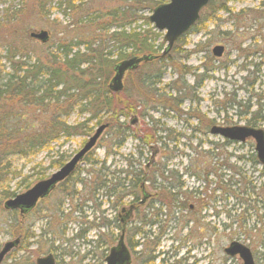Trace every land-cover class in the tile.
Here are the masks:
<instances>
[{
  "label": "rangeland",
  "instance_id": "1",
  "mask_svg": "<svg viewBox=\"0 0 264 264\" xmlns=\"http://www.w3.org/2000/svg\"><path fill=\"white\" fill-rule=\"evenodd\" d=\"M1 1L0 10L11 2L20 3L19 0ZM84 1L86 14L97 10L108 12L120 6L116 0ZM214 1L216 4L226 3L230 11H218L213 18L202 22L199 29L186 34L182 42H178L170 50L165 60L150 69H142L135 76L136 84L140 77H145L154 85L140 92L135 87L132 92V87L126 84L125 93L117 98L124 100L129 95L137 97L136 112L132 111L109 125L96 146L84 156L85 158L90 154L91 160H105V165L110 169H122L132 163L133 170H141L140 176L149 182L145 186V190L150 193L149 198L142 195V182L137 184L135 192L138 194L135 197H139V201L135 202V206L139 210L132 211L128 226L125 227V240L131 236L135 242H140L135 251L130 249L135 264L138 255L136 251L142 250L140 245L145 240L143 234L133 236L132 230L139 228L141 233L149 230L153 236L159 232V224L141 226L138 215H146L150 205L157 207L163 196H166L168 203L170 193H177L179 204L186 202V206L176 208L169 221L167 218L170 207L166 209V215L162 212L161 218L166 219L163 225H167L157 250L152 254L153 264H165L163 258L166 259V264H242L239 257H228L223 249L233 240L246 244L249 236L245 227L252 229L251 244L260 264H264V248L259 246L260 238H264L257 233L264 223V168L261 164L254 163L258 162L255 141L247 138L244 142L228 143L222 136L210 133L215 125H247L264 130V0ZM28 7H25L26 13L21 22L15 26L26 37L28 31L46 29L50 33V39L46 43L38 39L22 41L30 48V58L26 60L33 63L39 59L50 67H56L52 58L54 54L61 57L57 50L58 44L68 42L79 33L84 34L76 29L78 12L69 11L70 15L64 14L56 1L51 5L48 18L41 19L37 15H29ZM151 12L150 9L143 10L147 17ZM1 15L0 12V17ZM111 23L114 25L113 21ZM142 23L139 20L137 25L146 27ZM89 28L92 36L95 28ZM161 33L163 42L164 31ZM93 39L95 38L92 36L87 41L93 42ZM5 45L6 41L0 36V70L4 75L9 71V62L3 58ZM216 45L225 46L221 57L213 56L212 50ZM84 48L83 45L82 49ZM159 67L165 70V74L161 82L156 83ZM184 69L188 72H183ZM199 82L201 85H198ZM12 86L7 87L8 91H19L15 85ZM112 94L115 95L113 92ZM70 98L72 99L63 98L59 106L52 98L44 101L39 109L35 105L26 109L18 102L19 98L16 102L9 101L5 105L7 108L11 106L16 114L22 116L20 121L23 119L42 129L49 123L62 119L70 134H67L64 127L63 136L49 139L50 143L35 155L22 156L7 153L0 148V250L5 242L14 238L8 233L11 214L10 210L3 207L5 194L9 191L24 192V181L32 186L39 179L50 177L84 146L100 123L109 122L108 118H104L106 113L101 112L88 121V125L94 128L89 135L80 132L81 125L77 129L73 128L91 115L82 113L78 101L74 96ZM35 99L36 96H31V100ZM63 101L69 103L70 110ZM119 107L120 110L124 109L121 105ZM135 114L139 118L137 126L130 124ZM99 119L103 121L96 124L95 121ZM13 121L15 120L12 119L10 123ZM119 122L123 125H115ZM118 128L124 130L123 136L126 137L120 148ZM148 135H151L150 141L145 139ZM157 148L155 164L146 168ZM84 158L78 167L80 178H84L87 186L76 185L78 194L65 199L63 191L66 187L62 186L66 180L64 179L46 199L38 202L36 210L26 219V224H32L38 234L49 227L50 234L47 233L43 239L48 238V243L51 242L50 239L54 240L57 250L50 253L55 256L56 264H104L103 257L109 254L110 248L122 235L120 222L114 219L121 210V205H118L116 211H111L107 203L97 207L100 199L94 198L95 189L87 183L94 176L89 174L92 169ZM165 166L166 172L163 169ZM233 169L241 170L242 174L237 175L235 170L234 174ZM129 172L132 173V169ZM153 180L155 184L152 183ZM132 198L133 195L125 198V207H130ZM60 203L61 214L56 211ZM197 213L200 219L198 224L194 225L190 221V225L192 230L201 228L203 245L190 257L186 255L187 249L181 248L180 242L181 236L189 229V222L186 223V220L194 218ZM149 218L153 216H148ZM185 223L187 227L184 228ZM209 226L213 227V241L205 244L210 235ZM203 232H206L205 237ZM76 233L83 235L67 241L68 237ZM171 237L175 239L172 240ZM29 250L34 263L38 257L46 255L37 251L36 242L30 244ZM23 255L24 251H16L13 256H6L1 264H17ZM200 257L203 260L199 263L197 259Z\"/></svg>",
  "mask_w": 264,
  "mask_h": 264
},
{
  "label": "trees",
  "instance_id": "2",
  "mask_svg": "<svg viewBox=\"0 0 264 264\" xmlns=\"http://www.w3.org/2000/svg\"><path fill=\"white\" fill-rule=\"evenodd\" d=\"M56 1L60 10H62L64 14L70 15L69 11L78 12L77 15L79 17H77L78 24L76 29L84 34L81 35V33H79L75 38H72L68 42L58 44L57 50L61 53V57L54 54L52 58L53 64H57L56 67H50L39 59L30 63L26 60L30 58L28 55L30 48H27V45L22 41H32L33 39L30 37V32L33 30L28 31L26 37L25 33L20 31L15 24L21 22L28 6L27 10L29 11V15H37L41 19H47L51 13V5ZM116 1L120 3V6L110 9L108 12L97 10L90 14H86V8L84 7L86 2L84 0H19V4L11 2L0 10L2 13L0 17V36L7 44L5 45L6 47L3 58L9 62V71L6 72V75L0 70V148L7 151V153H15L22 156L35 155L39 149L46 147V144H49L51 139H57L63 136L65 134L63 132L64 127L67 134H70L67 131V125H64L62 119H60V121L56 120L49 123V125L43 127V129L36 125H32L27 121H23V119L20 121L22 116L16 114L11 106L9 108L5 106L9 101H11V103L16 102L17 98H19L18 102L24 105L26 109H29V107L33 105L37 106V109H39V107L42 108V103L44 101H50L52 98L58 102L59 106V102H61L63 98L72 99L70 97L74 96V99L78 101L79 110L82 113H90L91 116L85 118L82 123H79L73 128L77 129V127L81 125L82 128L80 129V132L87 135H89L94 129L93 126L90 127L88 125V121L96 118L95 116L101 112L106 113L104 118H108L107 120H109V122L105 123H109V125L116 122L118 118L128 116L132 111L134 112L133 104L136 103L135 99L137 97L129 95L124 97V100H120L121 98L118 100V95L124 94L125 91L120 94H115L116 96L114 94L111 95L112 92L108 89L107 85L113 75V68L119 61L134 55L159 54V50L164 46L161 40L162 33L156 30V28L149 22L148 17L143 14V10H153L154 7L164 3L165 0ZM1 2L2 1L0 0V4ZM262 6H264V3ZM218 11L229 12L230 9L226 6V3L216 4L214 0H210L207 7L201 12L199 21L190 31L199 29L202 22L213 18V15ZM207 12H211L210 15H205ZM139 20H142V24L146 27H142L143 25H137ZM112 21L114 22V25H112ZM90 26L95 28V32L92 34L93 38H95L93 39V42L87 41L89 38H92L89 28ZM185 35L180 37L174 46L178 42H182ZM15 36L19 37L20 40L17 39V37L15 38ZM83 45L85 46L84 49H82ZM170 52L165 57H160L152 62L144 63L142 67L129 72L126 77L124 89L127 84L128 87H132V92L135 87L136 91L139 90L140 92L149 86L154 85L150 79L147 80L145 77H140V80L136 84L135 76L142 69H150V67L165 60ZM113 57L116 58L114 59ZM59 61L60 64L58 65ZM157 72L156 83H160L165 74V70L162 69V67H159ZM183 72L188 71L184 69ZM12 85L19 88V91H8L7 87H13ZM198 85H201V83L199 82ZM31 96H36L37 99L31 100ZM100 97H103V99ZM63 102H65V107L70 110L69 103H67V101ZM90 105L92 106L89 108ZM120 105L124 108L123 110H120ZM70 107H72V104H70ZM10 119L11 121L12 119L15 121L10 123ZM101 121L103 120L99 119L95 121V123L98 124ZM115 125L121 126L123 124L119 122L115 123ZM119 129L120 128L117 129V134L118 136L120 135L121 138L118 142V148L122 147L121 145L126 139V137L123 136L124 130ZM150 136L151 135H148V137L146 136V141H150ZM253 159L255 158L253 157ZM84 161H87L91 166L92 171H89V174L94 176V178L88 180L87 183L93 186V189H95L94 195H96L101 187H103V184L106 183V181L102 179L104 173L106 174L105 169H107L105 160H91V155L89 154L84 158ZM126 163L129 164V162ZM254 163L259 164V161ZM93 167L95 170H93ZM77 169L78 170L62 183V186L66 187L63 191L65 199L69 196L78 194L76 185L87 186L84 184V178H80V167ZM128 169H132L131 164L129 167L125 166L122 169L116 167L112 171H107V174L110 177L107 186L108 192L110 193L108 197H113L112 199L116 198L114 202L118 203L115 204L117 207L118 205L122 206V203H119L120 200L123 199L122 197L129 193L133 195L138 194L135 192L137 190V184L140 182L144 183L146 180L140 176V172H142L141 170L134 175L132 174L133 169L132 173L129 172L130 170L127 171ZM234 170L237 175L242 174L241 170L233 169V171ZM131 175L137 177V182L134 179V184L130 183L126 185L127 180L131 179ZM24 182V188L28 189L31 185L26 183V181ZM152 183L155 184L154 180ZM16 194L17 191H9L5 194V198H11ZM169 195L170 200H167L168 203H166V196H163L157 207H154L153 205L148 206L149 210L146 212L147 216L144 214L143 216L138 215L141 226L159 224V232L154 236L149 230H143L142 233L139 228H134L132 230L133 236L143 234V239L145 240V242L140 245L143 249L136 252V254H138L136 261H140L139 263L141 264H150L154 262L152 254L157 250L160 240L165 234L164 231L166 230V224L163 225L166 219L161 218L162 212L166 215V209L170 207L168 216H171L172 213L175 214L176 208L186 206V202L179 204L180 201L178 200L179 198H177V193L176 195L172 193ZM94 198L97 197L95 196ZM101 204V201L97 203V207H100ZM61 206L60 203L56 208V211L60 214L62 213V210H60ZM80 209L81 207L78 208V210ZM35 210L36 208L25 215L19 214L17 211H10L11 216L8 233L14 238L19 237L20 243L17 248L9 254V256H13L16 251H24V255L21 256V259L17 264H34L33 258H31V250H29L31 243H37V251L40 254H47L57 250V247L54 245V240L50 239L51 242L48 243V238H46V240L43 239V236H46L47 233L50 234V232H48L49 227L38 234L32 224H26V219ZM148 216H153V218L148 219ZM171 218L172 216L168 217L167 221ZM63 234L64 232L62 230L61 235ZM82 235L83 234L77 233L72 237H68L67 241L78 239L82 237ZM150 238L151 241H149ZM128 244L129 247L135 251V248L140 242H135L130 236Z\"/></svg>",
  "mask_w": 264,
  "mask_h": 264
},
{
  "label": "water",
  "instance_id": "3",
  "mask_svg": "<svg viewBox=\"0 0 264 264\" xmlns=\"http://www.w3.org/2000/svg\"><path fill=\"white\" fill-rule=\"evenodd\" d=\"M210 0H168L165 3L157 5L149 15V21L159 31H164L163 42L166 43L165 48L160 54H144L134 55L130 58L119 61L113 68V76L108 83V88L115 92L121 93L125 86V79L129 72L137 69L143 63L152 62L160 57H165L173 48L176 41L185 33H187L200 19L202 10L207 7ZM49 32L45 29L34 30L30 33V37L46 43L49 40ZM225 47L216 45L213 48V54L216 57L223 55ZM134 119L133 121H135ZM108 124L100 125L95 133L89 138L85 145L79 150L63 167L54 172L50 177L40 180L26 191L16 195L5 201V209H19L21 213L32 210L40 199L47 197L56 185L67 178L74 172L77 164L83 159L97 143L103 131ZM211 133L220 135L224 138L234 141H246L252 137L256 143V152L259 161L264 164V130L250 126H213ZM146 197V196H145ZM132 210L128 211L123 218V233L117 243L110 249L106 257L107 264H130L131 254L124 242V230L126 221ZM20 239L5 243L0 251V263L4 257L17 245ZM224 252L230 256H239L243 264H255L253 254L248 246L239 241H232ZM36 264H56L55 257L52 253L38 257Z\"/></svg>",
  "mask_w": 264,
  "mask_h": 264
},
{
  "label": "flooded vegetation",
  "instance_id": "4",
  "mask_svg": "<svg viewBox=\"0 0 264 264\" xmlns=\"http://www.w3.org/2000/svg\"><path fill=\"white\" fill-rule=\"evenodd\" d=\"M137 99L138 98H136L135 100H136V103H137ZM136 103L134 104V112H136V109L138 108V107H136ZM166 106V105H165ZM133 112V113H134ZM134 116V118H133V120L134 119H136L135 121H133V120H131V122H130V124H132V125H135V126H137L138 124H139V118H138V116H137V114H135V115H133ZM158 153V148H157V150H156V152L153 154V155H151V158H150V162H149V165H146V168H150V167H152L154 164H155V155ZM131 165H132V163H131ZM63 166V165H62ZM61 166V167H62ZM108 166H106V168H107ZM60 168V167H59ZM110 168V167H109ZM109 168H107V169H105V171H106V174L104 173V175H103V173H102V175H103V177H102V179H104L105 181H106V183L105 184H103V187H101V189L99 190V192H98V194L96 193V197L97 198H99L100 199V201L102 202V204L103 203H105L106 201H108V203H110L109 204V208H110V210L112 211V210H114V211H116V210H118L117 209V205L115 206V204H118V203H115L114 201H115V199L116 198H114V199H112L113 197H108V195L110 194L109 192H108V188H107V186H108V184H109V182H108V179L110 178L109 177V175L107 174V171L108 170H110V171H112L113 169H109ZM132 169H134V165H132ZM136 169H138L137 167H136ZM163 169H165V172H166V166L163 168ZM215 169H217V168H215ZM139 170V169H138ZM135 173H137V170H133V173L132 174H134L135 175ZM148 176V175H147ZM136 180V182H137V177L135 176H133V175H131V179L130 180H127V182H126V185H128V184H130V183H132V184H134L135 183V180ZM144 179H146V178H144ZM146 185H147V183H149L148 182V180H145V182H144ZM141 187H142V195H143V197H145V195H146V197L147 198H149V196H150V194L145 190V188H144V186H143V183H141ZM131 195H133V194H131V193H129V194H127L126 196H124V197H122L123 199H121L120 200V204L122 203V207H121V210L119 211V212H117V215L114 217V219L116 220V221H119L120 222V230H122V226H121V219H122V217H123V215L126 213V211H124V208L123 207H125V205H126V203H124L125 202V198L128 196L129 198H130V196ZM139 197H135V194L133 195V203H134V205H133V203H131V205H130V207H133V209H137L136 208V206H135V202H138L139 201V199H138ZM110 199V200H109ZM106 204V203H105ZM129 207V208H130ZM128 208V209H129ZM193 208V205H191L190 206V209H192ZM198 213L194 216V218H189L188 220H186V223H188L189 222V229L187 230V232H186V234L185 235H182L181 237V242H180V246H181V248L183 249V248H186L187 249V251H186V255H188V256H193V253H195L197 250H199L200 248H202V245H203V241H202V237H201V234L200 233H202V231H201V228L200 227H198V229L196 230V229H191L192 228V225H190V221H193V224L195 225V224H198V221L200 220L199 219V217H198ZM131 216V215H130ZM130 220V219H129ZM129 220H128V222H129ZM184 224L183 225V227L185 228V227H187V224ZM200 225H201V223H199ZM167 225V224H166ZM263 228L262 229H258L257 230V233H258V236L259 237H263L264 238V223H263ZM211 226H209V228H210ZM207 229V228H206ZM244 230H246V231H248V240H247V242H246V244L245 245H247L249 248H250V250H251V252H252V254H253V259H254V263L255 264H260V260H259V257L257 258V254H256V252L254 251V249H253V246H252V244H251V240H250V238L252 237L251 236V233H252V229H250L249 227H245L244 228ZM209 231H210V237L209 236H207L208 237V239H206V242H205V244L207 243V242H212L213 241V238H212V236H213V227H211V229H209ZM254 231H256V230H254ZM122 232H123V230H122ZM121 232V233H122ZM206 236V232H203V237H205ZM120 239V238H119ZM126 238L124 237V242H125V244L128 246V248H129V250L131 249L130 247H129V244H128V239H127V241L125 240ZM260 245V247L261 248H264V239L262 240V238H260V243H259ZM142 249H143V247H142ZM136 252H138V251H136ZM175 252H177V251H175ZM130 254H131V258L133 259V260H131V263L130 264H135V261H134V258H133V252H131V250H130ZM166 254V253H165ZM138 256V255H137ZM106 257H107V255H105L103 258H104V261H105V263L104 264H107V262H106ZM235 257H237V256H235ZM234 258V257H233ZM240 258V257H239ZM198 261H199V263L200 262H202V260H203V257H200L199 259H197ZM259 260V261H258ZM165 261V264H166V259L164 260ZM137 262V261H136ZM137 264H141V263H139V262H137Z\"/></svg>",
  "mask_w": 264,
  "mask_h": 264
}]
</instances>
